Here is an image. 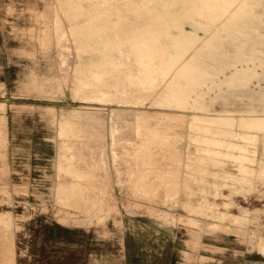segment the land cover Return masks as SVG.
<instances>
[{
	"label": "rangeland",
	"instance_id": "obj_1",
	"mask_svg": "<svg viewBox=\"0 0 264 264\" xmlns=\"http://www.w3.org/2000/svg\"><path fill=\"white\" fill-rule=\"evenodd\" d=\"M140 2L0 0V66L16 70L20 79L7 90L31 97L20 102L56 107L49 116L58 152L53 198L25 200L22 206L34 205L35 214L20 222L44 218L49 209L58 219L68 212L64 223L105 226L121 204L149 216L163 211L159 218L166 222L171 216L175 223L182 212L179 223L187 227L234 234L264 252V129L242 124L260 114L203 110L194 86L181 79L194 70L190 57L220 27L195 31L186 23L173 31L193 50L181 61L169 59L162 29L151 25L173 21L145 15ZM251 81L264 91L263 77ZM210 85L208 80L197 91H210ZM243 95L234 100L249 102ZM43 117L48 122V113ZM4 127L0 117V144Z\"/></svg>",
	"mask_w": 264,
	"mask_h": 264
},
{
	"label": "crops",
	"instance_id": "obj_2",
	"mask_svg": "<svg viewBox=\"0 0 264 264\" xmlns=\"http://www.w3.org/2000/svg\"><path fill=\"white\" fill-rule=\"evenodd\" d=\"M0 68V117L5 119V142L0 144V264H264L261 249H250L234 234L187 227L179 223L185 217L182 212L175 214V223L171 216L166 222L159 218L163 211L149 216L120 204L105 226L64 223L70 221L65 218L68 212L58 219L49 209L44 218L21 223V216L35 214L34 205L22 206L25 200L35 203L40 196L49 203L53 198L58 152L49 121L56 107L18 101L31 97L7 90L20 82L19 75ZM43 113H48V122Z\"/></svg>",
	"mask_w": 264,
	"mask_h": 264
},
{
	"label": "bare ground",
	"instance_id": "obj_3",
	"mask_svg": "<svg viewBox=\"0 0 264 264\" xmlns=\"http://www.w3.org/2000/svg\"><path fill=\"white\" fill-rule=\"evenodd\" d=\"M140 3V5H142L140 9L145 15L170 17V20L173 21L171 24L151 25L162 29L163 39L166 41V50L169 59H177L181 61L190 51L193 50V45L187 47L183 46L182 36L175 37L173 31H182L186 23L192 26L195 31L220 27V30L213 35V39L209 41L203 49L190 57L187 63L193 66L194 70L183 74L181 79L184 81L185 85H188L189 87L194 86L193 92H196L198 96V105L203 110L208 112L219 111L227 113H248L252 115L260 114L259 119H256L257 116H254L251 117L252 121L250 120L247 122L245 120L248 119H245L242 124L244 127L253 126L264 129V91L255 90L252 87L253 84L251 81L252 78L255 77L258 79L262 77L264 78V0H234L229 2L226 0H141ZM197 17L207 18L212 22L202 24L197 21ZM223 20H226V23L223 25L217 23ZM146 38L147 37L144 39ZM138 47H141V44ZM208 80L211 81L210 91H197V89L205 85ZM238 88H241V90ZM162 91L163 90H161V92ZM155 94L156 93L153 95L155 96ZM241 95H243L244 98H247L249 102H238L234 100V98L240 97ZM147 96L145 95V97ZM189 97L191 96L189 95ZM149 98L150 96H148V99ZM141 99L138 100L140 101ZM217 103L224 106V108L220 110L212 109L214 104ZM143 104L141 102V105ZM236 104H239L240 107L236 109L231 108V106ZM136 106H138L137 103L135 104V107ZM142 114L140 115L141 118L138 117L140 120L142 119ZM149 117L150 116H148V118ZM159 118L160 117L157 119ZM166 118L168 119V117ZM154 121L156 120H153V122ZM173 121H175V119ZM163 123H161V125ZM145 128L147 129L148 127ZM161 128L159 127L158 129ZM246 135L248 136V134ZM162 137H158L159 141L165 136ZM150 141L152 142L153 140ZM209 150L211 152V149ZM261 167L263 166H260V168Z\"/></svg>",
	"mask_w": 264,
	"mask_h": 264
}]
</instances>
